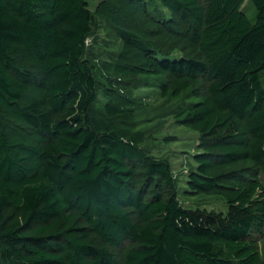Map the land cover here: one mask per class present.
Returning <instances> with one entry per match:
<instances>
[{"label":"trees","instance_id":"16d2710c","mask_svg":"<svg viewBox=\"0 0 264 264\" xmlns=\"http://www.w3.org/2000/svg\"><path fill=\"white\" fill-rule=\"evenodd\" d=\"M242 1L0 0V264H264V0L253 21ZM135 76L198 98L178 116L199 134L186 190L224 212L179 201Z\"/></svg>","mask_w":264,"mask_h":264},{"label":"rangeland","instance_id":"374dc122","mask_svg":"<svg viewBox=\"0 0 264 264\" xmlns=\"http://www.w3.org/2000/svg\"><path fill=\"white\" fill-rule=\"evenodd\" d=\"M91 11L95 9L97 0H87ZM155 5L159 8L158 0ZM241 9L247 18L253 21L255 7L250 0H243ZM164 11V9H162ZM98 20V19H97ZM95 39V41H94ZM95 59H106L111 52L119 49V41L113 31L99 20L92 29L91 37L87 40ZM161 76L127 77L123 85L132 88L133 95H141L146 106L135 116V127L144 133V146L150 154L168 160L171 170L177 179V197L186 207L201 206L207 209L225 211L226 205L222 197L216 195H199L188 193L186 178L188 171L195 166L193 155L198 151L197 131L178 122V116L189 108L190 103L198 98L191 94L190 89L183 91L179 97L170 94L163 96L159 89ZM258 244L264 250V232L259 234Z\"/></svg>","mask_w":264,"mask_h":264}]
</instances>
